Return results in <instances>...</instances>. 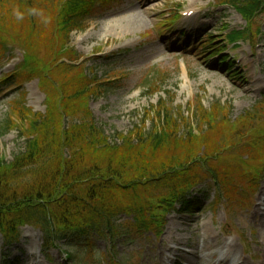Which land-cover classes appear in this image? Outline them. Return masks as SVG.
Segmentation results:
<instances>
[{"label": "trees", "instance_id": "obj_1", "mask_svg": "<svg viewBox=\"0 0 264 264\" xmlns=\"http://www.w3.org/2000/svg\"><path fill=\"white\" fill-rule=\"evenodd\" d=\"M60 1L61 5L66 3L65 0H15L14 9L23 14L26 26L22 27L26 38L18 39L19 46L26 52L32 74L39 79L46 95L47 111L42 115L17 105L13 109L15 122L9 116L0 126L1 135L18 129L20 137L25 139V147L12 164L0 162V232L7 242L16 241L21 226L26 224L42 230L46 244L52 246L92 235L115 239L123 232L116 224L121 212L134 217L136 228L148 230L158 206L165 204L171 209L180 202L196 172L200 173L201 148L230 125L219 106L212 107L210 112L199 106L195 116L201 136L189 131L184 139L178 132L181 119H174L173 111L166 109V127L162 131L155 127L149 132L137 128L128 137L122 136L124 146L112 145L95 123L86 101L103 95L104 89H92L94 81L77 67L78 56L61 53L71 33L84 29L83 16L87 9L82 7L78 12L80 0H74L71 9L64 12ZM238 2L232 0L234 5ZM3 4L0 0V7ZM241 5L245 10L251 4ZM22 6L29 9L25 15ZM31 10L35 14H30ZM43 15L47 17L43 25L55 24L56 40L39 33L38 16ZM5 20L0 13L1 38L7 29ZM49 53L57 57L52 59L54 68L43 61ZM239 126H249V120L242 119ZM250 133L260 137L257 152L253 154L256 163L264 164L262 129L258 127ZM211 147L215 148L205 157V163L215 171L216 165L210 159L219 153V147L210 144L206 155ZM165 157L167 162L163 161ZM154 163L158 166H153Z\"/></svg>", "mask_w": 264, "mask_h": 264}, {"label": "rangeland", "instance_id": "obj_2", "mask_svg": "<svg viewBox=\"0 0 264 264\" xmlns=\"http://www.w3.org/2000/svg\"><path fill=\"white\" fill-rule=\"evenodd\" d=\"M143 1L145 3L141 5ZM213 2L214 0H124L106 7L104 14L96 16L93 11V18L86 20L85 29L72 35L71 47L82 57L81 69L87 68L88 73L98 79L92 89L100 87L101 83L104 84L103 89H107L100 97L95 99L90 97L86 101L89 103L94 121L105 130L112 143L120 144L117 135L122 138L123 135L134 132L137 127L140 129V126L146 127L147 132L151 131L153 124H157V119L154 117L155 109L161 101L169 102L173 99L171 107L176 114L189 118L192 124L190 106L199 97L203 100L205 108H210L216 102L225 106L221 108L232 121L238 120L246 111L254 108L259 100L264 99V22L259 40L242 42L238 49L230 47L227 53L229 60L240 59L243 62L240 64L235 62L236 70L241 72L239 76L227 73L225 69L214 65L215 61L212 58L214 56L208 53L212 45L207 40L212 37L210 41H215L216 46L213 47L215 52L224 46L223 42L227 39L224 29H242L246 27V23L233 9L227 7L209 11ZM188 9H200L203 13L178 47V34L170 33V31L159 34V31L175 13L183 14ZM14 12L15 9L8 12L5 25L8 30L6 29L1 35L9 42L26 38L22 30V27H26L25 20H17ZM138 13L143 16L142 24L130 28L128 22L135 14L138 16ZM38 17L39 33L46 38H52L53 26L42 24L47 21L45 15ZM262 18L264 20V17ZM204 23H209V26L203 25ZM183 25L184 21L177 23L176 26L182 28ZM44 28L47 31L44 30L43 33ZM190 43L189 50L185 52L178 50L188 49L187 46ZM256 44H262V48L255 47ZM252 52L257 57L253 58ZM11 53L13 60L5 68H0V79L3 74L12 72L22 61L21 50L16 48ZM54 58L57 59L49 53L45 55L43 61L54 68L52 65ZM183 62L188 67L189 81H186L179 71V64ZM258 63L262 65L259 66ZM146 74L147 79L158 82L155 87L157 93L154 95L151 91H146L148 88L143 89ZM161 74L165 76L162 83L160 80L156 81L160 79ZM256 79L261 80L256 87V92L248 93L246 89L252 87ZM37 83L36 81L27 82L20 91L0 88V122L9 113L12 101L21 99L19 97L21 94H24L26 107L37 113L46 111L47 101ZM148 112H150L149 120H152H148L143 125L142 121ZM182 123L184 124V121ZM183 124L178 127L180 133L187 132ZM190 129L197 131L191 127ZM216 136H212V139H216ZM22 143L18 133L15 132L0 137V158L11 162L14 153L23 148ZM201 151L204 152V147ZM163 161L167 162V158H163ZM153 166L158 165L154 163ZM262 187H264V181ZM210 189L212 188L207 186L206 197ZM213 191L212 189L211 193ZM263 197L260 189L249 211L240 209L231 211L227 206L221 205L215 212L207 208L193 217L174 214L166 218V224L160 236L146 233L144 237L137 236L134 239L123 237L113 243L96 238L94 254L97 257H104L94 260L92 264H108L110 252L117 259L135 257L137 264H160L159 257L166 251L165 241L167 246L172 247L173 242L181 239L182 234L188 243L182 244L181 251H195L202 238L201 225L214 229L221 242H236L242 255L257 256L256 258L261 260L260 248H262L264 234L255 224L253 212L258 210L256 205H260ZM202 199L203 204H206L205 199ZM125 220L129 219L125 218ZM171 225L176 228L173 240L169 238ZM42 241V234L39 231L25 227L21 230L18 243L6 250L0 235V252L2 253L0 262L13 264L16 259L19 264L18 259L26 260L28 252L33 251V256L37 258L36 264L39 261L42 264H78L69 259L67 248L48 252L43 250ZM87 253L81 251L80 254L86 257ZM213 254V256L217 254L216 259H221L225 255L218 249L213 250ZM208 255L212 257L211 254ZM170 256L173 258V255ZM179 259L181 264H186L182 257ZM216 262L214 259V264Z\"/></svg>", "mask_w": 264, "mask_h": 264}, {"label": "bare ground", "instance_id": "obj_3", "mask_svg": "<svg viewBox=\"0 0 264 264\" xmlns=\"http://www.w3.org/2000/svg\"><path fill=\"white\" fill-rule=\"evenodd\" d=\"M142 17L143 16L140 13H138V16L135 14L133 17H131V20L128 22V26L130 28H134L137 25H141L143 22ZM260 81L261 80L256 79L254 85L252 87H250L248 91H254L255 92L257 90L256 87L258 86ZM262 193L264 194V189L262 190ZM262 207H264V204L262 205ZM258 211H260V210L254 211V217L255 218L258 215ZM254 221H255V224L258 227H260L262 232L264 233V215H262L260 217V219H258V221L256 219ZM204 230H205V234H206L205 245H204L205 252L212 254L214 249H219L222 252H225L226 259L223 260L222 262H220L219 264H228L229 261L231 262V264H264V240L262 242L263 243L262 248H260L261 260H255V262H252L251 259L244 258L243 256H241V253L239 250V245L236 242H230V243L223 242V243H221L219 241V239L217 238V236L215 235L214 229L211 230L207 226H204ZM175 231H176V228L173 225H171L169 238L174 237L173 232H175ZM185 243L187 244L188 242L186 241V238L182 234L181 239H179L177 241V246L171 248V251H170L171 254H173V253L176 254L175 258H177V253H179V256H182L188 262V264H202V261H203V258L205 257V255H200V257H199L196 253L189 254L187 252L181 251V247H179V246H181L182 244H185ZM30 253L33 254V251H30ZM165 258H167V255L163 254V259H165ZM33 259H34V257H33ZM160 264H165V263H164V261H162ZM208 264H211V263H208Z\"/></svg>", "mask_w": 264, "mask_h": 264}, {"label": "clouds", "instance_id": "obj_4", "mask_svg": "<svg viewBox=\"0 0 264 264\" xmlns=\"http://www.w3.org/2000/svg\"><path fill=\"white\" fill-rule=\"evenodd\" d=\"M30 14H35V10H31ZM14 15L17 20H22L24 18L23 14L18 10L14 12Z\"/></svg>", "mask_w": 264, "mask_h": 264}]
</instances>
